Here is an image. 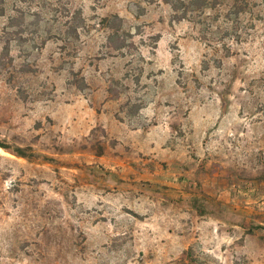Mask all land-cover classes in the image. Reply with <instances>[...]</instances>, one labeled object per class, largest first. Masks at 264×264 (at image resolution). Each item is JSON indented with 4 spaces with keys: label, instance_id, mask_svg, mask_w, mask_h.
<instances>
[{
    "label": "rangeland",
    "instance_id": "rangeland-1",
    "mask_svg": "<svg viewBox=\"0 0 264 264\" xmlns=\"http://www.w3.org/2000/svg\"><path fill=\"white\" fill-rule=\"evenodd\" d=\"M0 5V264H264V0Z\"/></svg>",
    "mask_w": 264,
    "mask_h": 264
},
{
    "label": "trees",
    "instance_id": "trees-1",
    "mask_svg": "<svg viewBox=\"0 0 264 264\" xmlns=\"http://www.w3.org/2000/svg\"><path fill=\"white\" fill-rule=\"evenodd\" d=\"M55 3L63 4L64 0H54ZM166 3H169L173 10L175 11L174 17L177 20H182L188 16L190 12H193L198 9H203L207 5V0H164ZM67 14H66V20L63 23V26L65 27L64 32L67 36H73L77 35V30L79 27L82 26L84 23V19L82 16V11L80 9H76L75 11H71L68 6L64 4ZM4 14V9L0 5V16ZM30 15L22 14L20 17H11V25L9 26H18L19 30L18 32L21 33L25 30V28L30 27H37L40 24L41 16L37 15L36 18L30 19ZM18 33V34H19ZM10 52V45L9 41L6 42L3 52L0 56V62L3 61V59L8 55ZM1 66V65H0ZM0 147L2 148H10L8 145L0 142ZM28 147H16L14 149L15 153L22 157H27L29 155Z\"/></svg>",
    "mask_w": 264,
    "mask_h": 264
},
{
    "label": "crops",
    "instance_id": "crops-1",
    "mask_svg": "<svg viewBox=\"0 0 264 264\" xmlns=\"http://www.w3.org/2000/svg\"><path fill=\"white\" fill-rule=\"evenodd\" d=\"M104 115H105V113L99 117L101 122H105V119H104L105 116H104ZM115 124H116V123H115Z\"/></svg>",
    "mask_w": 264,
    "mask_h": 264
}]
</instances>
